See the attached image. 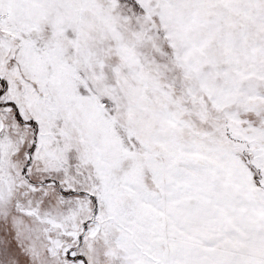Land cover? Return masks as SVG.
Wrapping results in <instances>:
<instances>
[{
    "label": "snow or ice",
    "instance_id": "obj_1",
    "mask_svg": "<svg viewBox=\"0 0 264 264\" xmlns=\"http://www.w3.org/2000/svg\"><path fill=\"white\" fill-rule=\"evenodd\" d=\"M0 264H264V0H0Z\"/></svg>",
    "mask_w": 264,
    "mask_h": 264
}]
</instances>
